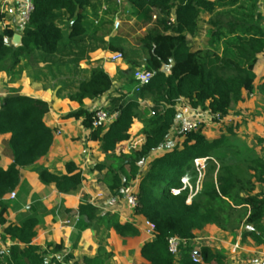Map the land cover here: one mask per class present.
Instances as JSON below:
<instances>
[{"label":"trees","instance_id":"obj_1","mask_svg":"<svg viewBox=\"0 0 264 264\" xmlns=\"http://www.w3.org/2000/svg\"><path fill=\"white\" fill-rule=\"evenodd\" d=\"M124 1L135 9L144 25H150L141 38V44L146 58L144 67L154 76L148 85L134 91L136 99L113 98L109 108L111 112L118 111V116L108 126L93 129V109L86 108L83 102L102 96L114 85L107 71L94 69L70 96L80 107L67 117L82 119L84 127L90 130V139L102 143L107 162L97 168L107 169V184L111 192L123 196L129 184L138 181L133 214L154 225V235L146 239L141 248L143 258L150 264H226L225 256L208 246L199 253L202 262L195 263L185 245L195 237L196 231L206 226L216 225L227 230L243 219L253 226L252 235L257 243L264 244V160L254 162L261 192L255 193L256 187L250 182L248 187L242 188L244 196L235 195L238 183L229 172L230 168L220 167L217 171V165L212 164L204 177L202 191L189 202V191L181 189L182 178L190 175L185 167L196 160L211 157L224 147L226 138L208 140L202 124L196 131L182 133L184 140L180 145L163 154L152 155L166 143L177 124V106L183 99L192 108L206 109L218 115L216 121L229 116L234 107L244 101V92H251L257 78L255 65L257 55L264 51V29L240 27L239 31L220 38L223 46L220 54L206 49L194 51L189 45L188 35L196 32L201 9L213 12L216 0ZM33 2L35 8L16 46L9 44L15 30L0 26L1 67H13L21 58L62 61L64 59L60 55L75 48L85 33L84 8L90 5L91 0ZM221 17L222 14L217 13L210 20L212 26L221 24ZM249 18L253 19V16ZM64 21L70 23L67 28L61 27ZM232 25L237 27L241 24ZM215 32L218 36L216 29ZM69 61L79 62L78 59ZM141 101H147L151 106L139 115ZM48 113L49 104L44 100L26 96L0 97V135H11L14 159L9 168L0 167L2 237L13 242L7 252L0 253V264H105L112 254L107 252L105 255L103 247L95 257L62 255V244H49L43 248L33 243L37 235L36 218H28L22 225L6 219L7 208L3 201L18 186L20 169L37 163L52 146L55 130L46 122ZM139 117L145 121L142 130L144 143L139 150L116 154L118 144L129 139V130L134 119ZM142 163L145 166H141ZM123 164L128 167V174L123 171ZM66 169L67 173L62 176L43 169L39 177L60 193L75 192L85 178L74 162H68ZM78 213L89 223H104L106 228L114 229L122 237L140 234L134 221L123 222L116 213L101 214L96 205L86 200L81 202ZM173 237L181 240L178 254L170 250L169 240ZM48 256L52 257L50 262L47 261Z\"/></svg>","mask_w":264,"mask_h":264},{"label":"crops","instance_id":"obj_2","mask_svg":"<svg viewBox=\"0 0 264 264\" xmlns=\"http://www.w3.org/2000/svg\"><path fill=\"white\" fill-rule=\"evenodd\" d=\"M92 2L93 0L90 4ZM0 6H2L1 0ZM6 7L7 4L4 5V8ZM88 7L84 8L85 14ZM7 10L6 13L9 14L10 5ZM213 16L214 11L208 12L201 9L198 28L193 35H188L192 50L206 49L218 54L222 52V39L218 40L210 23ZM17 17L20 18L17 10H13L11 18L6 17L3 13L0 14V19L11 21V26H14V21H17L14 19ZM135 18L139 23H142L139 16H135ZM18 21L20 22V20ZM149 26L146 25V27ZM135 48L140 54L143 52L141 43ZM115 52L123 54L126 52L125 46L122 45V41L117 38L116 34L98 37L97 33H94L88 37L85 30V33L80 37L79 44L60 55L64 59L62 61L21 58L16 65L9 68L1 67L0 62V97L26 96L46 101L49 104L46 122L55 130L48 154L34 165L20 169V181L13 191L16 196L11 198L9 194L3 201L7 208L5 216L9 222L16 225H22L28 218H36L38 220L37 235L33 243L43 248L49 244H62V255L72 254L76 258L86 255L95 257L98 255L99 248L105 247L112 254L105 264H150L141 255V248L146 240L144 236L141 235L137 239L122 237L112 229L109 231V237L98 238L93 230V223H89L78 213L81 202L86 200L95 204L101 214L116 213L123 222L144 220L134 216L133 210L126 203L125 193L121 196L109 190L107 169L97 168L107 162L102 143L90 139V130L84 127L82 119L67 117L69 113L80 107V104L73 101L70 96L74 94L81 81L90 77L94 69L101 68L107 71L114 80V85L109 92L98 98L85 99L83 105L86 108L92 110L97 103L111 107V100L117 95L114 89L116 84L119 91H127L122 71L131 63L128 58L112 61L110 57ZM141 55L139 59L142 64L139 65L144 67L146 58ZM262 55H264V51L257 55L256 65L261 63ZM74 59H78L79 62L69 61ZM132 64V66L136 65ZM116 81L117 83H115ZM145 103L149 106V102L145 101ZM181 105L183 110L180 120L187 115V111L188 113L203 114L205 120L208 118L206 109L192 108L184 99ZM226 119L228 118H225V121ZM230 119H232V112L228 120ZM180 120L177 121V124ZM210 123L211 121L208 120L207 125ZM144 125L143 118L134 119L129 130V139L118 144L116 154L130 153L132 147H138L135 144L137 140H140L139 146L144 143L145 135L142 132ZM10 140V134L0 135V167L3 169L9 168L14 162ZM68 162H74L85 178L77 191L60 193L53 185H47L41 181L39 177L41 170L46 169L52 174L62 176L67 173L66 164ZM137 185L138 181H134L129 184L128 188H136ZM94 225L108 229L104 223L100 225L94 223ZM135 226L139 228L136 224ZM141 226L139 230L144 232L145 225L141 224ZM209 230H203V233H208ZM251 230L245 235L239 234L235 240H231V235L222 231L221 237L217 240L227 248L229 262L226 264H264V244L257 243L252 235L253 228ZM0 231H3L1 225ZM204 238L206 237H202V239ZM213 247L212 245L211 248Z\"/></svg>","mask_w":264,"mask_h":264},{"label":"rangeland","instance_id":"obj_3","mask_svg":"<svg viewBox=\"0 0 264 264\" xmlns=\"http://www.w3.org/2000/svg\"><path fill=\"white\" fill-rule=\"evenodd\" d=\"M217 13L222 14L221 24L219 22V25H213V28L217 30L222 38L228 36L231 32L239 31L240 27L248 29V26H255L264 29V0H216L213 17H216ZM84 16L86 17L84 27L88 37L94 33H97L98 37L106 34H116L117 38L122 41V45L126 48L124 59L128 58L131 64L124 67L122 78H124L127 91H119V87L116 84L114 89L117 95L113 98L136 99L137 94L134 92L135 82L133 76L135 70L141 66L139 64H142L139 59L140 55L144 56L145 53L143 50L140 54L135 47L141 43V38L146 33L148 27L137 21L135 9L124 0H93L86 10V14L84 11ZM249 16H253V19H250ZM116 21H120L121 23L118 29L114 28ZM235 23H240L241 25L235 27L232 25ZM69 25L70 23L67 21L61 22V27L63 28H67ZM219 35L217 36L218 40L221 38ZM18 43L20 42L15 41L14 38L9 41V44H14L15 46ZM260 60L261 63L255 65L257 78L253 89L249 94H246V91L244 92L245 99L239 102L232 110V119H226L223 122L215 120V122L209 125L206 123L202 125V131L208 140L214 141L223 137L226 138V143L224 147L214 152L211 157L201 159V164L193 162L185 167L190 175L187 174L182 178L183 185L181 189L189 191V202L193 198H197L202 191L204 177L212 164L217 165V171L220 167L230 168L229 172L238 183L235 195L244 196L245 193L242 188L248 187L250 182L256 187L255 193L262 191V187L256 181L254 172V162L256 160H264V55L260 57ZM132 63H135L137 66H132ZM166 71H168L167 67ZM150 106L145 101H141L138 114L141 115ZM106 109L110 111L108 106H106ZM181 140H184V136L180 130V124H177L171 131L166 143L154 152L152 156L170 150L177 144L180 145L182 143ZM135 144L138 147L135 146V148L132 147L131 149L139 150L141 147L139 146L140 140L135 141ZM141 166H145V164L142 163ZM145 170L146 168H144ZM123 171L128 174L129 169L126 165L123 167ZM217 171L215 172V177L217 176ZM176 192H179V190H176ZM238 207L240 208V206ZM134 223L139 228L142 227L141 224L145 225L144 227L146 228L144 220L134 221ZM145 228L144 232L140 231L139 236L133 238L137 239L141 235L145 239L150 238L146 234ZM252 228L253 226L246 219L233 224L227 230H222L216 225L206 226L203 230L207 231L210 229L208 233H203V230L196 231L195 237L186 243L185 248L192 255L200 253L202 248L206 246L211 247L213 245L214 250L224 255L226 262H229L227 248L222 245V242L217 240L221 237L222 231L231 235V240H235L239 234L243 233L245 235V233L251 232ZM93 230L95 235L102 239L109 237V231L112 229H103L101 226L93 224ZM202 237L206 238L202 239ZM107 252V249L104 247V254L107 255ZM51 258L48 256L47 261L50 262ZM56 258L61 259V256H57Z\"/></svg>","mask_w":264,"mask_h":264},{"label":"built area","instance_id":"obj_4","mask_svg":"<svg viewBox=\"0 0 264 264\" xmlns=\"http://www.w3.org/2000/svg\"><path fill=\"white\" fill-rule=\"evenodd\" d=\"M1 2H2V6H0V14L3 13L5 14L6 17H9V18L13 17V10H17V12L20 14V18L17 17L14 19L17 21L20 20V22L13 20L15 23V24L13 23L14 26H11L12 25L10 23L11 21L10 22L7 20L2 21V19H0L1 28H5L6 26H9L10 28L15 30V33L21 34V31L25 27L26 23H28L30 19V15L35 8L33 0H1ZM5 4H7L6 8H4ZM9 5L11 6V11L9 12V14H7L6 10L8 9ZM120 25H121L120 21H116L114 23V28L118 29ZM110 58L112 61H119L124 58V54L122 52H115V53H112ZM153 76H154V73L152 71L147 70L145 67H138L135 70L134 76H133V79L135 82L134 91L138 92L143 86L148 85L151 82V79ZM177 110H178V119H177L178 121L180 120V116L183 110L181 103L178 104ZM93 112H94L93 120H92L93 129L103 127V126H108L118 116V111L111 112L107 110L105 104H102V103H97L95 107L93 108ZM206 115L208 116L207 119L210 120L211 123L215 122V118L218 117V115L212 114L209 110L207 111ZM229 116L225 118L229 119ZM225 118L220 121L222 122L225 121ZM207 119L205 120V117L203 114H197L196 112L195 114L188 113L187 111V115L181 118L178 124H180L181 132L186 133V132L198 130L202 124L204 123L207 124V121H208ZM263 141H264V136H263ZM201 161L202 160L199 159V160H196L195 163L201 164ZM173 192H176V190H173ZM135 193H136V189L134 187L128 188V190L125 192L126 203L129 206V208H131L132 210L136 206V194ZM10 196L11 198H14L16 196L15 192H12ZM105 208H106V211H108L107 207ZM145 224H146V228H145L146 234L149 237H152L154 235V225L147 220H145ZM180 243H181V240L179 238L177 237L170 238L169 244H170V250L172 253L178 254ZM12 244L13 242L11 240L3 239L2 231H0V253L7 252L8 248ZM192 260L195 263L202 262L199 256V253L192 254Z\"/></svg>","mask_w":264,"mask_h":264},{"label":"water","instance_id":"obj_5","mask_svg":"<svg viewBox=\"0 0 264 264\" xmlns=\"http://www.w3.org/2000/svg\"><path fill=\"white\" fill-rule=\"evenodd\" d=\"M21 39H22V36H21V34H15V35H14V40H15V41H18V42H20V41H21Z\"/></svg>","mask_w":264,"mask_h":264}]
</instances>
